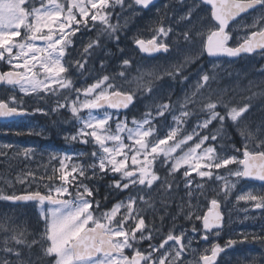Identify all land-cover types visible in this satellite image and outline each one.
Returning <instances> with one entry per match:
<instances>
[{
	"label": "snow or ice",
	"instance_id": "snow-or-ice-1",
	"mask_svg": "<svg viewBox=\"0 0 264 264\" xmlns=\"http://www.w3.org/2000/svg\"><path fill=\"white\" fill-rule=\"evenodd\" d=\"M37 3L39 6H36ZM154 4L155 0H111V3L110 0H67V3L59 0H0V66L4 69L0 70V84L18 88L25 95L34 94L37 101L58 97L54 107L46 110L37 106L29 111L23 106V98L13 94L11 106L0 100V118L15 119L37 112L49 115L70 106L77 127L75 132L66 134L64 138L94 146L91 151L75 153L76 157L87 158L83 163L73 162L72 154L52 155L48 163L37 165L35 169L22 170L17 174L16 181L24 186V194H0V200L37 202L41 206L46 225L44 235L48 242L45 255L52 257L55 264H218L217 258L226 248L251 242L250 237L264 244L262 227L257 233H237L238 238L230 237L223 247L213 243L210 249L205 248L199 253L197 248L191 247L197 233L201 240L207 242L210 236L218 238L224 231L225 215L221 210L220 199L212 198L207 212L201 214L199 210L200 197L207 198L208 195L205 183L223 181V187L219 190L212 188L211 184H208V188L216 196L222 193L224 202H227L229 192L236 187V183L229 181L218 170H227L228 176L238 181L254 180L264 185V128L257 137L259 142L249 147L248 141L253 134L239 123L242 114L248 110L247 104L229 110L227 102L220 97L215 102H207L202 109L206 110V118L199 120L197 117L196 127L187 132L183 139L162 147L174 141L178 134L177 128H170L163 138L154 135L157 129L153 120L165 117L166 113L172 111L168 103L157 106L155 117L148 112L140 120L134 118L131 127L126 118H119L120 110L135 107L137 100L134 91L125 89L123 84L117 82L127 79L131 58L123 59L120 65L122 70L116 74L97 75L91 84L72 87L73 69L81 76L85 71L89 74L95 71L87 69L86 64L93 51L102 47L100 37L106 35L119 40L117 32L120 25L110 22L116 7L119 6L122 13L125 9L135 10L134 6L149 10ZM194 8L205 13L204 17L197 16L201 28L207 32L206 40L200 42V55L206 53L211 57L237 58L255 54L264 58V0H194L186 16L181 19L191 24ZM250 11L258 13L252 25L247 26L254 30L243 38L234 37L236 29L230 27V22H235ZM119 18L117 14V21ZM97 21L104 27L95 39H89L86 46L81 45L83 51L80 52L75 47L77 33L97 29ZM171 32V27L161 26L158 29V35L163 38H167ZM181 35L187 44L195 45L196 38L203 37L205 31L185 29ZM37 41H42L43 45H38ZM134 43L140 52L149 56L170 53V44L163 39L158 40L156 36L148 41L136 39ZM74 56L80 58L75 59ZM182 67L176 65L173 71L166 70L167 74L180 76ZM99 72L106 73L103 61ZM212 79L213 74L204 72L198 87L209 85ZM60 89L75 92V99L70 105L68 96ZM148 91L151 92V88ZM218 104L224 106L225 114L217 110ZM84 110H87L86 116L81 115ZM100 110H103L102 115L94 114ZM191 114L184 110L181 117L173 116V119L178 123L187 122L183 118ZM226 117L230 118L232 125L239 129L244 138L242 147L227 143L217 146L218 139L223 141L226 138V133L221 135L226 126ZM110 121L115 123L114 130ZM214 121L220 124L216 132L209 128L210 125L215 127ZM200 130L208 131L202 135ZM194 137V146L180 155H173L188 141H193ZM206 142L207 146L202 148ZM4 147L11 149L14 146L6 144ZM198 149L201 150L199 153ZM22 154L25 158H31L35 155V149L26 147ZM0 157H7V153L0 151ZM158 160L159 165L154 170ZM230 165L235 167L230 168ZM161 170L166 174L161 176ZM177 173L181 174L188 198L185 202L182 197L178 207L185 219L192 222L191 235L183 227L178 230V234H174L177 231L176 216L170 217L172 228L165 233L164 216L160 218V225L146 224L143 210L134 207L138 200L145 199L141 194L145 189L149 190L148 195L159 189L168 193L178 191L180 184L175 179ZM197 176L199 181L196 180ZM109 177L110 180L104 185L106 192L103 198L97 199L100 195L99 181ZM125 191L128 193L127 201L120 200L110 210H101L110 196ZM238 200L254 202L252 207L261 210L264 215V192L249 190L239 195ZM44 205H48L46 212ZM164 208L166 210L167 205ZM121 209H124L123 213ZM244 211L247 213L248 209ZM248 218L246 215L245 219ZM228 220H231L230 215ZM195 221H201L200 228H197ZM157 236H160L159 240ZM11 239L19 247L8 246L6 240L0 249L5 254L0 258V264H24L23 248H31L38 241L34 239L26 243L15 235ZM143 242H147V249L143 248ZM126 249L130 250L129 254L125 253ZM189 254H198V260L189 261ZM27 264H32L31 258H28Z\"/></svg>",
	"mask_w": 264,
	"mask_h": 264
},
{
	"label": "rangeland",
	"instance_id": "rangeland-1",
	"mask_svg": "<svg viewBox=\"0 0 264 264\" xmlns=\"http://www.w3.org/2000/svg\"><path fill=\"white\" fill-rule=\"evenodd\" d=\"M59 2L67 3V0H59ZM193 2L194 0H164L162 4L150 11H142L134 7L135 10H130V12L133 15L132 17H136L137 20L135 19L131 27L129 29H126L125 31L121 27H119V30L117 32V35L119 36L118 41L114 37L109 38L106 35H102L100 37L102 41V47L96 48L93 51V54L88 57V63L86 64L87 69H93L95 71H93L91 74L85 71L86 78L84 82L82 83L80 78L79 81L74 80L72 87L76 88L85 86L86 84H91L95 82V77L98 74H116L122 70L120 65L122 64L123 59L131 58L132 65L126 72L127 79L117 81L118 83L123 84V87L125 89L132 90L135 92V95H138L137 106H135L130 112L120 114L119 116V118L122 120L126 118V122L131 127L132 120L134 118L136 120H140L148 112H151L154 117L156 116L157 106L165 103V97L167 95H170L171 92H168V90L164 88H158L155 81H160L162 77L168 75L167 71H173L174 66L182 65V73H184L185 77H187L186 80L188 83V88L186 96L182 95L181 99L185 100L186 97L190 102L194 98L193 95H198L197 98L195 97V99L193 100L194 102L191 105H201L202 109H204V105L207 102H215L217 97H220L227 102L229 110L232 107H236L237 109H239L246 104L248 105V110L242 114V117L239 119V123L241 127H246L249 132L253 134L252 139L248 141L249 147H253L255 143L259 142L257 137L260 136V130L264 128V58H262L260 55H252L241 57L238 60H229L224 58L210 59L205 53L200 55V42L201 40H206L207 32L206 30L201 28V25L197 20V16L204 17L205 13L202 12L199 8H194L192 11V15H194L195 18H192L191 24H189L187 20L184 21V19H181L182 16H186L187 9L193 5ZM36 6H39V4L37 3ZM173 9L178 11V14L179 12H182L181 14H179L181 17L175 16L173 18ZM117 14L120 15L119 6L116 7L113 13V17L110 19L111 23H119V20L117 21L116 19ZM257 16V12H252L231 24L230 27H235L236 29V31L233 33V36L243 38L246 33L250 34V31L254 29H250L247 26L252 25L254 18ZM175 18L178 19V21L180 20V23H173L172 19ZM123 20L124 17H122V22ZM95 23L98 25V28L94 29L91 32H84L83 34H86V38H83L81 43L75 46L80 52L83 51L81 45L83 44L84 46H86L89 39H95L99 30L104 27L99 23V21ZM178 23L180 25H178ZM161 26L165 28H172V32L167 38H163L158 35V29ZM194 28L205 31V35L203 37L198 36L196 38L195 45H189L183 40L181 34L183 33V31H185V29L194 30ZM154 36H156L158 40L163 39L164 42L170 44V53L153 61H145L142 59L139 53V49L134 46V40H145L146 38ZM36 43L41 46L43 45V43L41 42ZM74 58L79 59L80 57L74 56ZM101 61H103L105 65L106 73L99 72ZM1 67L2 66H0V68ZM72 71L74 74L76 73V79H78V76H81L79 73L75 72V69H73ZM204 72L213 74V79L210 81L209 85H205V87L199 88L198 82L200 81V77ZM173 77L174 76H172V78ZM83 78L84 76H82V79ZM149 88H151V92L148 91ZM62 91L66 90L60 89V92ZM13 94H15L17 98L22 97L24 100V105H28L32 108H35L40 104H50L54 99L57 98L56 96H53L51 100L45 99L44 101H37L34 94L25 95L23 93H20L18 88L13 89L12 92L9 93V91L7 92L5 88L0 91V100H4L5 102H7V100L11 99ZM41 95H43V93H41ZM65 95L70 97V105V102L75 99L76 94L73 91L68 94L65 93ZM81 99H83V97H81ZM176 99L180 100L179 98ZM170 108L172 109L171 105ZM217 110L220 111L222 115L225 114V108L223 105L218 104ZM182 111V109L175 111L174 109H172L170 113L165 114L166 118L156 117L153 120V124L155 125V120L157 118H162L163 126L154 134L160 136L159 138H163V135L168 130H170V128L178 129V134L175 140L169 141L168 145L162 147L171 146L173 143L179 141L180 139H183L184 135L187 132H191L192 129L196 127L198 119H191L190 116L187 118H183L186 119L187 122L178 123L177 120L173 119V116L181 117ZM187 111H189V109ZM82 112V116L87 115L82 114ZM190 112L192 113V110H190ZM200 114L205 116L200 117L199 120H203L206 118V110H203L202 112H200ZM191 116H194L193 113L191 114ZM28 122L29 121H24L18 123L17 125L11 126L0 123V151L7 153V157H0V194L10 195L13 193H24V186L16 181L17 174L21 173L22 170L35 169L37 165L48 163L50 160V156L52 155L60 156L63 154H72L73 162L80 163L85 162V160L87 159L76 157L75 153L83 151V148L77 145L78 142H72L66 139L65 144L58 146V151L50 150L51 154H45L46 156H50H45L44 158L39 157L37 155V141L32 138L22 136L28 135V133L30 132H35L33 131L34 125L30 126ZM109 123L112 125V128L114 130L115 123L113 121H110ZM213 123L215 127L211 126L209 128L212 132H216V130L220 128V124L215 121ZM225 125L226 126L223 129V132H221V135H224L226 133V138L223 141L218 139V141L216 142L217 146L227 143L234 144L236 147H242L244 138L240 135L239 129L235 127V125H232V121L227 117ZM227 125L232 126L228 127ZM41 129L44 131L45 136L50 135L49 133H46L48 129L45 126ZM75 130L68 131L63 128H58V136L64 138L66 134L73 133L75 132ZM200 131L203 135L208 130ZM41 132L42 131H39L38 133L41 134ZM149 139H151V137ZM195 140L196 137H194L193 141H188V143L183 145L182 148L177 149V152L173 155H180L183 151H187L190 146H194ZM125 142L128 143L127 140H125ZM73 143H75V146L73 145ZM207 143L208 142H206L205 145H202V148L207 146ZM6 144H12L14 147L11 149L5 148L4 145ZM82 146L88 145L82 144ZM26 147H32L35 149V155L33 157L25 158L23 156V149ZM89 147L91 151L94 146L89 145ZM200 151V149L197 150L198 153ZM159 159H163V157H160ZM157 163L159 165V160L156 162V165H154V170L157 166ZM169 163H171V161ZM229 167L234 168L235 166L230 165ZM182 171L183 168L181 169V173ZM218 171L221 175L226 176L229 181L236 183V187L232 189L228 195L234 193V191H236V189L238 188L237 183L239 181L237 180V178L228 176L227 170L225 169H220ZM159 174L163 176L166 173L160 172ZM193 175L195 176V173H193ZM175 179L176 182L180 184V189L178 191L173 190L168 193L163 189H159L156 191H152L151 194L148 195L147 193L149 192V190L145 189V192L141 193L145 197L143 202L151 200L156 202V208L154 210L155 214L153 213L151 215H156L158 225L161 224V216H164V220H166L164 222V229L166 228V230H164L165 233L167 230L172 228L173 222L170 217L176 216L175 225L177 231L174 234H178V230L181 227L187 229L188 233L191 234L192 222L185 219L184 214L178 207V205H180L182 202V197L185 202L188 199L187 196H185L183 183L181 182V174L177 173ZM109 180L110 177L105 180L99 181L100 191L102 189V186L107 184ZM196 180L199 181L200 178L197 176ZM208 184H211L212 188H215L217 190L223 187V181L205 183V188L208 190V195L207 198L203 196H201L202 198H200V213H203L204 209L206 208L207 201L211 200L212 196H216L215 193L208 188ZM221 195L223 196L222 193ZM116 196L119 201H127L128 193L127 191H125V193H121ZM195 202L196 201H193V203ZM164 205H167L166 210L164 208ZM185 210L187 211L186 207ZM44 211H47L46 207L44 208ZM120 211L123 213L124 209H121ZM38 216H42L40 206L28 205L23 207H15L8 201L0 200V225L3 226L0 227V229L8 230L9 223H15V226H18V222L28 223L29 221H36L35 219ZM196 222L198 221H195V224L197 226ZM227 226H229L230 229L226 231L227 235L225 236L223 243H226L230 237L235 238L234 234L236 229L233 233L231 229V223H229ZM198 234L199 233L196 234V238L194 239L195 241H200ZM161 235H163V233ZM11 237L12 235L7 234L4 239V242L7 240L8 246L9 244H15ZM159 238L160 236H157V239ZM171 243L172 242H169V244ZM213 243H217V240H213L209 244L203 245V249L210 248ZM234 246L231 247L233 248Z\"/></svg>",
	"mask_w": 264,
	"mask_h": 264
},
{
	"label": "flooded vegetation",
	"instance_id": "flooded-vegetation-1",
	"mask_svg": "<svg viewBox=\"0 0 264 264\" xmlns=\"http://www.w3.org/2000/svg\"><path fill=\"white\" fill-rule=\"evenodd\" d=\"M183 1H192V0H183ZM164 0H159L157 3L154 4V6H150L149 10H142V11H150L156 7H158L160 4H162ZM138 10H140L139 6H134ZM129 12H128V11ZM127 11V12H126ZM174 16H180L182 12L177 13L178 11L174 10ZM128 14V15H127ZM120 18H119V25L120 27L125 31L126 29H129L133 23V21L136 19V17H132L129 9H125L124 12H120ZM122 17H124V20L122 22ZM181 17V16H180ZM137 20V19H136ZM173 23L180 22L178 19H172ZM172 23V25H173ZM134 25V24H133ZM181 30V29H180ZM178 31V30H177ZM83 38H86V34H77V43L81 42ZM153 37L146 38L145 41L151 40ZM80 39V40H79ZM144 40V39H143ZM41 42L42 41H37ZM76 43V44H77ZM167 43V42H166ZM76 46V45H75ZM134 46L135 43H134ZM141 57L145 61H153L156 59H159L165 55L166 53H159L155 57H147L141 54L139 51ZM0 70H4L3 67L0 68ZM184 73L180 76H172L166 75L160 79V81H155L158 88H164L168 90V92H171L170 95H167L165 97V103H168L172 106V109L175 110H192V113L194 116L190 115L191 119H197V117H204L205 115H201L200 112H202V106L201 105H191L193 104V100L195 97L197 98L198 95H193L194 98L189 102L188 99L185 97V100L181 99L182 95L187 94V88L188 83L187 80L184 79ZM84 78L82 79V76H78V79H76V73H73V80H80L83 83L85 80V73ZM184 76V77H183ZM80 78V79H79ZM9 93L12 92L13 88L11 86H4L2 89H5ZM0 89V91L2 90ZM62 93H69L68 90L62 91ZM137 100L135 106H137L138 102V95H136ZM188 97V95H187ZM58 98V97H57ZM56 98V99H57ZM70 97L68 96V102L70 101ZM176 98H179L180 100H177ZM54 99L50 104H40V107H44L46 110L50 107L55 106ZM7 102L11 106V99L7 100ZM61 102H64L61 100ZM181 105L184 107L181 108ZM24 107L28 108L29 111L33 109L32 107H29L28 105H23ZM176 106V107H175ZM134 107H131L129 112L133 110ZM82 114H87V110H84ZM94 114H102V111L94 112ZM29 121L28 124L34 125V133L30 132L28 135H22L23 137L32 138L37 141V155L39 157H45V154H51L50 150L58 151L59 147L63 144H65V138L58 136V128H63L65 130L71 131L76 129V122L75 119L72 117L70 106L59 109L58 112L50 113L49 115H45L43 113L37 112L33 115H27L24 116L21 119H18L14 122H9L6 125H17L18 123ZM157 121H160V123H157ZM156 129H161L163 126L162 118H157L155 120ZM46 127L48 131L46 133H49V136L44 135V131L41 129L42 127ZM211 127V125L209 126ZM213 127V126H212ZM26 130V129H25ZM42 131L41 134L38 132ZM162 135V134H161ZM160 137V136H158ZM75 146V143H73ZM81 148H83V151H90V147L88 146H82V144H78ZM50 156V155H47ZM46 156V157H47ZM158 166V163H157ZM160 172H164L161 170ZM106 185V184H105ZM238 188L234 193L228 195L227 202H224L223 196H212V198H218L221 200V210L225 215V227L224 231L221 233L220 237H212L210 236L209 241H203L199 239L200 241H193L192 248H197L198 252H203V245L209 244L213 240H217V243H219L222 247L226 244L223 243V240L225 236L227 235V230L230 229L229 226H227L229 223H231V229L235 234L234 237L238 238L236 236L237 233L240 232H248V233H257L261 230L262 227H264V215L261 214V210L254 209L252 205L254 202H245V201H239L238 196L244 194L246 191L252 190L257 193L264 192V185H261V182L254 181V180H239L237 183ZM246 188V189H245ZM106 192V188L104 185L102 186V189L100 191V195L97 197V199H102L104 194ZM24 193H18L17 195H21ZM202 198V197H200ZM211 198V199H212ZM119 200L117 199L116 195L110 196L108 201L104 202V206L102 207V211H108L111 209V207L117 203ZM9 202V201H8ZM10 203V202H9ZM11 204V203H10ZM155 201H138L136 205H134L135 208H140L143 210V215L145 216L146 224H155L158 225V220L156 215L152 216L151 214H155ZM28 205H37L40 206L38 203L33 204H26V205H14L17 206H28ZM206 208L204 209L203 213L207 212L208 208L210 207V200L206 203ZM41 207V206H40ZM44 208H48V205H44ZM153 207V208H152ZM247 208L248 212L245 213L244 209ZM186 212V210H185ZM122 213V212H121ZM183 213V212H182ZM201 213V214H203ZM184 214V213H183ZM229 215L231 216V220H228ZM248 216V219H245V216ZM36 221H29L28 223H22V222H16L18 226H15V223H9L8 230L0 229V249L4 247V239L7 234L12 236H17V238L24 239L26 243H31L32 240L38 241L37 244L32 245L31 248L24 247L23 252L25 254V260L24 264H27L28 258H31L32 264H55V261L52 257H49L45 255V249L48 246V242L46 241V237L44 235L46 225L45 221L42 218V216H38L35 219ZM166 220H164L165 222ZM198 228L201 227V221L196 222ZM29 224V225H27ZM166 227V224H165ZM227 227V228H226ZM166 230V228L164 229ZM20 233H23L21 236ZM191 235V234H189ZM200 234H198L199 236ZM160 239V238H159ZM157 239V240H159ZM251 242H244V243H237L233 248L228 247L225 249V252L221 253L218 258V264H264V244L260 243L258 240H252L251 237L249 238ZM156 241H153L155 243ZM186 242V241H185ZM10 247H19L15 244H9ZM143 248L147 249V242H143ZM210 249V248H209ZM126 254L130 253V250H125ZM5 254L0 251V258H2ZM189 261L198 260V254L193 256L191 254L188 255Z\"/></svg>",
	"mask_w": 264,
	"mask_h": 264
},
{
	"label": "water",
	"instance_id": "water-1",
	"mask_svg": "<svg viewBox=\"0 0 264 264\" xmlns=\"http://www.w3.org/2000/svg\"><path fill=\"white\" fill-rule=\"evenodd\" d=\"M159 0H155V3H157ZM253 11H250L249 13H252ZM249 13H246V14H242L240 17H238L237 18V20L236 21H238L241 17H243V16H246V15H248ZM235 21V22H236ZM234 22H230V25L231 24H233ZM137 47V46H136ZM140 51V50H139ZM161 53H163V52H161ZM141 54L142 55H144V56H147V57H155V56H157L159 53H156V54H154V55H152V56H149L148 54H146V53H143V52H141ZM206 54V53H205ZM207 55V54H206ZM242 56H249V55H242ZM241 56V57H242ZM207 57L208 58H210V59H222V58H224V59H229V60H237V59H239V58H241V57H237V58H230V57H211V56H208L207 55ZM4 86H7V85H4V84H0V89L2 88V87H4ZM130 108H131V106H130ZM129 109H127V110H124V109H122V110H120V113H125V112H127ZM100 111H102V110H100ZM109 111H113V112H115L116 110H114V109H109ZM24 116H22V117H16L15 119H12V118H8V119H5V118H0V123H2V124H5V123H9V122H13V121H16V120H18V119H21V118H23ZM12 205H26V204H33V203H37V202H28V203H24V202H12V201H9Z\"/></svg>",
	"mask_w": 264,
	"mask_h": 264
},
{
	"label": "bare ground",
	"instance_id": "bare-ground-1",
	"mask_svg": "<svg viewBox=\"0 0 264 264\" xmlns=\"http://www.w3.org/2000/svg\"><path fill=\"white\" fill-rule=\"evenodd\" d=\"M127 11H128V10H127ZM127 11H126V12H127ZM128 12H129V11H128ZM127 15H128V14H127ZM192 18H195V16L192 15ZM185 20H186V19H184V21H185ZM179 23H180V22H179ZM179 23H178V25H180ZM181 23H182V22H181ZM184 24H185V23H184ZM181 26H183V25H181ZM80 43H81V42H79V43H77V44H80ZM77 44H76V45H77ZM123 48H124V47H123ZM97 55H98V54H97ZM98 75H99V74H98ZM184 76H185V75H184ZM245 189H246V188H245ZM152 208H153V207H152ZM4 231H5V230H4Z\"/></svg>",
	"mask_w": 264,
	"mask_h": 264
}]
</instances>
